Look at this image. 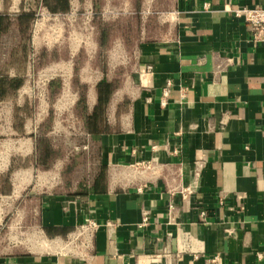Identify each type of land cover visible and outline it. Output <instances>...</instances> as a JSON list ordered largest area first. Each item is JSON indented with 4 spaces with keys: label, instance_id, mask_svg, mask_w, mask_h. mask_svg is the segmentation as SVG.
Wrapping results in <instances>:
<instances>
[{
    "label": "crops",
    "instance_id": "crops-1",
    "mask_svg": "<svg viewBox=\"0 0 264 264\" xmlns=\"http://www.w3.org/2000/svg\"><path fill=\"white\" fill-rule=\"evenodd\" d=\"M71 1L0 0V33L27 30L32 20L17 17L40 6L66 13ZM243 6L264 0H126L146 39L138 76L98 106L96 89L86 120L97 168L77 186L57 184L58 174L24 185L42 167L30 136L29 166L0 168L15 177L3 195L27 230L20 246L0 243V264H264V42L233 15ZM88 219L98 226L83 256L59 251Z\"/></svg>",
    "mask_w": 264,
    "mask_h": 264
},
{
    "label": "rangeland",
    "instance_id": "rangeland-1",
    "mask_svg": "<svg viewBox=\"0 0 264 264\" xmlns=\"http://www.w3.org/2000/svg\"><path fill=\"white\" fill-rule=\"evenodd\" d=\"M125 9L126 0H72L66 13L40 6L27 30L0 33V168L29 166L34 154H25L23 143L30 136L45 137L55 150L50 176L39 167L20 177L26 178L24 185L56 181L65 188L92 177L98 150L86 119L97 83L110 79L114 90L134 80L139 43L146 39L140 17ZM14 178L0 177V243L5 246H20L19 232L27 231L18 223L19 209L3 195Z\"/></svg>",
    "mask_w": 264,
    "mask_h": 264
},
{
    "label": "built area",
    "instance_id": "built-area-1",
    "mask_svg": "<svg viewBox=\"0 0 264 264\" xmlns=\"http://www.w3.org/2000/svg\"><path fill=\"white\" fill-rule=\"evenodd\" d=\"M235 17L242 18L251 27V39L254 43L264 42V7H237L231 10ZM168 94L167 89L163 91V97ZM165 104V100L161 102ZM143 162H141L142 164ZM201 164L198 165V168ZM196 177L200 175L199 170H195ZM181 197L186 198L191 193L190 187H181L179 190ZM205 213L201 212V216ZM148 222V217L145 215L142 220V225ZM98 226V223L93 219H88L86 222L78 225L74 231H72L68 237L59 243V251L70 252L78 256H83V251L88 248L89 241L91 239L94 229ZM218 257L214 256L212 261L217 260Z\"/></svg>",
    "mask_w": 264,
    "mask_h": 264
},
{
    "label": "trees",
    "instance_id": "trees-1",
    "mask_svg": "<svg viewBox=\"0 0 264 264\" xmlns=\"http://www.w3.org/2000/svg\"><path fill=\"white\" fill-rule=\"evenodd\" d=\"M62 2V1H59ZM63 8V7H62ZM55 9V8H54ZM34 15H24L17 17L19 22H27L31 21L33 19ZM106 32V30H103L101 32V38H104L103 34ZM106 34V33H105ZM103 41V40H102ZM102 43V42H101ZM19 85V84H18ZM97 91H98V98H97V106L100 104V101L102 100V94L104 95V99H108V96L110 95L112 91V82L101 79L97 83ZM80 104L84 102V96L79 99ZM98 113V112H97ZM99 114V113H98ZM92 116H94V110L92 111ZM54 149L52 148L51 144L45 139V137L41 136L39 139H37L36 143V157H37V163L41 165L43 168L47 167L49 163L54 159Z\"/></svg>",
    "mask_w": 264,
    "mask_h": 264
}]
</instances>
